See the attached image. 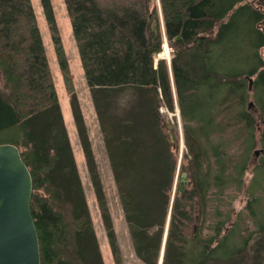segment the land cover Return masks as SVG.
Returning a JSON list of instances; mask_svg holds the SVG:
<instances>
[{"label":"trees","instance_id":"obj_1","mask_svg":"<svg viewBox=\"0 0 264 264\" xmlns=\"http://www.w3.org/2000/svg\"><path fill=\"white\" fill-rule=\"evenodd\" d=\"M66 2L136 255L146 264L160 258L179 159L178 129L173 150L160 109L175 110V91L190 160L179 172L163 264H237L255 232L235 222L232 196L223 203L227 209L220 207V195L228 188L246 193L249 150L258 144L255 125L264 119V96L258 95L264 69L253 84L257 114L249 108L246 81L261 61L263 11L250 0H160L161 22L156 0H133L119 9L97 0ZM42 5L112 253L122 264L53 5ZM164 33L174 52L171 71L164 58L155 64ZM250 43L255 66L245 69ZM0 74V131L16 127L12 143L24 147L41 264H104L30 0H0ZM236 138L241 153L233 149ZM254 171L252 188L264 176V154ZM262 194L251 192L246 204L260 233ZM201 212L202 224L194 228ZM258 254L251 264H263Z\"/></svg>","mask_w":264,"mask_h":264},{"label":"rangeland","instance_id":"obj_2","mask_svg":"<svg viewBox=\"0 0 264 264\" xmlns=\"http://www.w3.org/2000/svg\"><path fill=\"white\" fill-rule=\"evenodd\" d=\"M35 16L37 25L39 27V30L41 32V36L43 39V43L46 49V54L48 57V62L50 66V70L52 73V77L54 80V84L57 89V94L60 100V106L61 110L64 116L65 125L67 128V133L69 137V141L72 147L73 156L76 162L77 169L79 171L80 179L82 182V186L85 192L86 201L89 208V213L91 216L92 224L96 233L97 243L100 248V253L103 259L104 264H116L114 255L112 253V249L110 246L109 238L107 236L106 228L103 222V218L101 215L100 207L98 205L96 193L91 181V177L88 171L87 161L84 154V150L82 147L81 139L77 130V126L73 117L72 113V107L70 104V93L67 91V87L64 83V79L59 67L57 55L55 52V46L52 40V34L49 28L48 21L44 14V8L42 5V0H30ZM98 3L103 8H122L124 6H127L128 4L132 3L133 0H97ZM251 3H254L256 6H258L263 12V17L260 20V23L258 24V27L263 31V36L260 37L261 40H264V0H250ZM54 14L56 17V22L58 25V29L62 38V42L65 47V52L69 61L70 69L73 74V82L75 85V90L77 93V96L80 101L81 110L83 113V117L85 120V124L88 131V136L91 142V147L93 150V154L95 157V161L98 167V170L100 172V176L102 179L103 188L106 194L107 203L109 207V211L111 214L112 222L114 229L116 231L117 235V241L120 247V254L122 259V264H146L144 261H142L137 255L133 247L132 239L129 232L128 223L125 218V213L122 208L121 200L119 197V193L117 190V185L114 179V175L112 172V168L110 165V160L106 151L105 142H104V136L100 127V123L98 120L96 108L94 105V101L92 98L90 87L88 86L85 72L83 69L82 61L80 59L78 46L76 39L74 37L73 32V26L72 21L70 18V14L67 7L66 0H51ZM159 16L161 22L163 21V15H162V9H161V3L160 0H156ZM242 19H240V16L236 18V22L241 23ZM253 40L252 38H250ZM165 43L168 45L169 48V57L163 53L165 51L164 45ZM255 45L250 43V62L243 65L245 69L253 68L255 66L253 55H254V48ZM249 50V49H248ZM247 50V51H248ZM259 55H260V64L259 67H257L256 72L252 75L254 79H257L258 73L260 70L264 69V45L260 46L258 48ZM162 54H157L155 58V64L158 62L159 58H164L170 67L171 71V63L174 56L173 48L169 42V39L166 36V39L164 38L163 46H162ZM172 77V85L173 83V75L171 72ZM248 84V79L246 80ZM3 85V80L0 74V88ZM263 87V86H262ZM174 89V86H173ZM249 90V88H248ZM258 95L261 97L264 96L263 88H259ZM251 98L250 100H253V88L249 90ZM175 94V110L170 111L166 106L161 107V112L164 115V119L166 122L167 130L170 133L171 140L173 143V150H176L175 145L177 144V139L175 136L174 130L178 129V149H179V159H178V166H177V174L175 178V184H174V190L176 191L177 183L179 179V172L181 169L182 164H188L189 158L185 156V154L188 151V146L186 145V137L184 133V126L181 118L180 108L176 99V93ZM254 103L257 102V90L254 95ZM125 101V100H124ZM259 107H261L259 105ZM259 107L256 106L255 109L251 108L254 113H258ZM250 108V107H249ZM256 130L255 135L257 137V146H255L252 150H249L250 153V164L249 169L246 171L244 180H245V188L246 193L244 191H240L236 188H228L225 190L224 194L220 195V199L222 198V204L220 205L221 208L227 209L230 205L228 204L226 207L223 203H225L230 198L229 195L232 196V207L235 208V222L241 227V228H249L250 231L255 232L254 235H252L250 246L248 247V250L239 256V260L237 264H251V262L254 260V256L256 253L259 255V258L262 260V263L264 264V232L260 233L257 232V225H255L254 219L249 213V211L246 209V204L249 196H251V192L254 194L261 195L264 192V176L259 181L260 184H258V187H253L252 184L254 181L256 174V171H254L255 166L257 163H259L262 159V154H264V151H261L260 154L255 155L254 151L258 148L264 149V145H262L261 137L264 132V119L258 120L256 123ZM17 128H10L0 131V143H12L16 137L18 136ZM234 151L237 153H241L243 151L242 149V142L240 138H236L234 140ZM24 147L20 146V149L22 150ZM179 168V169H178ZM179 170V171H178ZM257 181V180H256ZM250 187V189H248ZM173 190V195L171 198V206L167 218V223L169 226V219H170V213L172 204L174 201V195L175 191ZM262 197L264 198V193L262 194ZM217 203V202H216ZM202 212L200 215V218L198 222L193 223L194 228L200 226L202 224ZM166 223V228L164 231V239L165 240V234H168V227ZM209 229H204V233L208 232ZM257 232V233H256ZM204 235V234H203ZM256 245L260 246V251H256ZM255 246V248H254ZM164 247V244H162V248ZM161 248L160 252V258L164 259L165 251ZM159 264V262H158ZM163 264V262H162ZM209 264H221L220 262H210Z\"/></svg>","mask_w":264,"mask_h":264},{"label":"water","instance_id":"obj_3","mask_svg":"<svg viewBox=\"0 0 264 264\" xmlns=\"http://www.w3.org/2000/svg\"><path fill=\"white\" fill-rule=\"evenodd\" d=\"M246 77L251 90L254 78ZM249 107L256 108L253 100L249 101ZM261 151L264 149L258 148L254 154ZM186 181L187 173L183 172L180 191ZM32 193V175L19 146L0 143V264H41L39 235L31 209ZM166 237L165 234L164 251ZM162 262L163 258L159 264Z\"/></svg>","mask_w":264,"mask_h":264},{"label":"bare ground","instance_id":"obj_4","mask_svg":"<svg viewBox=\"0 0 264 264\" xmlns=\"http://www.w3.org/2000/svg\"><path fill=\"white\" fill-rule=\"evenodd\" d=\"M164 49H165V51H163V53L164 54H166L168 57H169V48H168V45L165 43V45H164ZM163 53L162 52H160V54H162L163 55ZM179 171V170H178ZM179 174V173H178ZM182 176V175H181ZM185 183V182H184ZM166 242V241H165ZM160 260V259H159Z\"/></svg>","mask_w":264,"mask_h":264},{"label":"crops","instance_id":"obj_5","mask_svg":"<svg viewBox=\"0 0 264 264\" xmlns=\"http://www.w3.org/2000/svg\"><path fill=\"white\" fill-rule=\"evenodd\" d=\"M78 49V48H77ZM79 51V50H78Z\"/></svg>","mask_w":264,"mask_h":264}]
</instances>
